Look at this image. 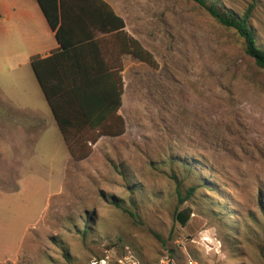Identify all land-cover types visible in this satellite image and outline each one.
Masks as SVG:
<instances>
[{
	"label": "rangeland",
	"instance_id": "obj_1",
	"mask_svg": "<svg viewBox=\"0 0 264 264\" xmlns=\"http://www.w3.org/2000/svg\"><path fill=\"white\" fill-rule=\"evenodd\" d=\"M108 1L157 66L124 56V131L79 160L46 105L35 134L17 113L4 128L0 81V264H89L126 250L141 264H264V69L195 0ZM210 1L239 14L252 2ZM176 184L196 190L178 203Z\"/></svg>",
	"mask_w": 264,
	"mask_h": 264
},
{
	"label": "trees",
	"instance_id": "obj_2",
	"mask_svg": "<svg viewBox=\"0 0 264 264\" xmlns=\"http://www.w3.org/2000/svg\"><path fill=\"white\" fill-rule=\"evenodd\" d=\"M60 45L59 51L40 58L32 57L31 66L40 83L43 94L51 109L60 133L75 160L89 154V144L95 143L102 135L118 136L124 131V119L118 110L122 104L123 80L117 67L104 59L103 47L94 38V31L110 33L111 55H130L137 61L156 67L153 54L138 39L124 29L123 18L116 15L104 0H36ZM219 23L231 27L244 42L245 52L255 64L264 69V47L257 44L251 26L255 0H252L239 14L230 9H221L210 0H195ZM72 11L86 20V30L92 34L86 42L69 44L64 40V22L67 12ZM116 22V23H114ZM86 43V56L81 54ZM86 145L88 148H86ZM85 146V148H83ZM195 186L181 190L176 184L177 202L192 197ZM264 211V205H263ZM92 213L87 214L82 228L84 235L91 229ZM176 220L184 225L189 209L175 211ZM155 236L165 244L162 236ZM171 258L174 257L171 250ZM104 254H96L100 258Z\"/></svg>",
	"mask_w": 264,
	"mask_h": 264
},
{
	"label": "crops",
	"instance_id": "obj_3",
	"mask_svg": "<svg viewBox=\"0 0 264 264\" xmlns=\"http://www.w3.org/2000/svg\"><path fill=\"white\" fill-rule=\"evenodd\" d=\"M104 1L124 20L112 3ZM124 29L126 30V27ZM127 33L129 34L128 31ZM90 34L92 31L86 30V20L72 11L67 12L63 36L66 42L69 44L86 42ZM111 37L113 36L110 33L94 31V38L98 39L99 45L103 47L104 59L107 60L108 56L113 57L110 63L113 69L117 67L120 69L119 73L123 80V58L130 55L117 56L115 52L111 55ZM82 46L84 48L81 54L86 56V43ZM59 50L61 49L55 33L36 0H0V81L5 92L2 96L4 106L1 116L4 128L9 126V120H13L11 113H17L19 115L17 128L21 129L23 134L33 135L37 129H44L45 122L40 120L44 115L45 105L47 107L49 105L32 69L31 59L34 56L43 58Z\"/></svg>",
	"mask_w": 264,
	"mask_h": 264
},
{
	"label": "built area",
	"instance_id": "obj_4",
	"mask_svg": "<svg viewBox=\"0 0 264 264\" xmlns=\"http://www.w3.org/2000/svg\"><path fill=\"white\" fill-rule=\"evenodd\" d=\"M89 264H141V262L133 252L126 250L114 261H110L108 255H104L91 260Z\"/></svg>",
	"mask_w": 264,
	"mask_h": 264
},
{
	"label": "water",
	"instance_id": "obj_5",
	"mask_svg": "<svg viewBox=\"0 0 264 264\" xmlns=\"http://www.w3.org/2000/svg\"><path fill=\"white\" fill-rule=\"evenodd\" d=\"M166 264H172L171 262H168V263H166Z\"/></svg>",
	"mask_w": 264,
	"mask_h": 264
}]
</instances>
